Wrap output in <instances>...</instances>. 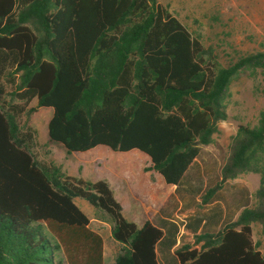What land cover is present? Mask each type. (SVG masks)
I'll return each instance as SVG.
<instances>
[{
	"label": "trees",
	"instance_id": "trees-1",
	"mask_svg": "<svg viewBox=\"0 0 264 264\" xmlns=\"http://www.w3.org/2000/svg\"><path fill=\"white\" fill-rule=\"evenodd\" d=\"M257 69L264 52L217 67L158 0H0V264H104L103 239L75 199L109 224L121 246L113 264H159L166 241L150 221L123 216L106 180L37 161L22 116L51 109L48 140L68 154L139 151L148 171L194 199L199 190L184 180L228 117L230 83ZM248 173L260 175L254 205L214 231L185 227L189 240L166 246L179 264H264L252 239L253 223L264 236V111L254 127L238 126L220 180L198 206Z\"/></svg>",
	"mask_w": 264,
	"mask_h": 264
},
{
	"label": "rangeland",
	"instance_id": "rangeland-1",
	"mask_svg": "<svg viewBox=\"0 0 264 264\" xmlns=\"http://www.w3.org/2000/svg\"><path fill=\"white\" fill-rule=\"evenodd\" d=\"M194 36L204 48L211 52L217 67H228L243 56L264 52V0H158ZM228 117L217 124L212 143L203 147L200 157L187 173L184 186L199 190L197 197L185 199V192L149 201L142 215L135 210L138 222L150 220L159 227L166 241L158 248L159 264H176V259L166 246L189 240L185 227L217 230L226 221L237 217L244 205L253 206L254 194L260 185L257 173L242 174L228 180L216 191L213 200L198 206L199 197L205 189L214 187L220 180V171L228 155L229 145L239 125L254 127L264 111V70H246L233 79L225 100ZM35 105L31 102L29 107ZM51 110L41 108L29 118L22 116L20 125L34 132L32 154L39 162H52L73 177L87 181L106 180L126 174L134 186L146 183L149 188L161 189L164 181L156 172L148 171L149 162L136 166L132 163L113 166L114 157L125 161L127 153L113 152L99 146L96 151L68 154L65 149L48 140L47 123ZM103 147V148H102ZM104 150L106 153L102 152ZM98 152V153H97ZM189 195V194H188ZM197 200V201H196ZM77 207L88 217L89 227L103 239L104 264H113L121 246L110 236V226L95 218L94 208L82 199H75ZM123 216L130 221L129 208L125 206ZM223 211V217H219ZM216 214V215H215ZM141 224V222H139ZM252 239L264 255V236L261 226L252 224Z\"/></svg>",
	"mask_w": 264,
	"mask_h": 264
},
{
	"label": "crops",
	"instance_id": "crops-1",
	"mask_svg": "<svg viewBox=\"0 0 264 264\" xmlns=\"http://www.w3.org/2000/svg\"><path fill=\"white\" fill-rule=\"evenodd\" d=\"M47 109H49V108H47ZM98 147L94 148L92 151H96V149ZM102 152L106 153L104 150H102ZM126 153H127L126 154L127 159L125 161H122L120 159L118 161H116L113 157L110 159V163L113 166H117L118 164H123V163L124 164L132 163L138 167L147 163V162L150 163L149 157L147 155L139 152V151L132 150V151H129ZM108 183H109V186L113 192L114 198L123 208V214L125 213L124 212L125 206L128 207L129 208V214L131 216L129 218L130 221L134 222L139 227L142 226L145 221H150V220L145 219L143 221H139V222H141V224H140L136 220L138 217L135 216V213H134L135 210L139 211L138 213L140 215H142V211H144L143 208L148 206L149 201L151 203L157 205L158 204L157 201L163 200L166 196L169 197V196L173 195L175 198H177V195L176 194L174 195L175 186L167 185L164 183V186H162L161 189H156V188H149L146 183H143L142 186L136 187V186H134V184L132 183L131 180L126 178V174L124 172H123V174H120L119 176L113 177V180L110 179L108 181ZM192 187L193 186H191V185L189 186V188H192ZM184 196H185L186 200L187 199L189 200L191 198L190 195H188V194H185ZM219 217L220 218L223 217V211H221ZM157 256H158V253H157ZM176 264H179V263L176 261Z\"/></svg>",
	"mask_w": 264,
	"mask_h": 264
}]
</instances>
